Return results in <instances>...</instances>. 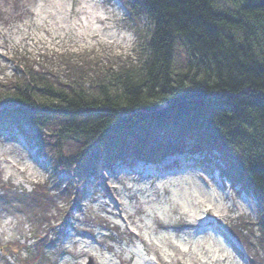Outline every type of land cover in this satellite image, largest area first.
<instances>
[{"label":"trees","instance_id":"16d2710c","mask_svg":"<svg viewBox=\"0 0 264 264\" xmlns=\"http://www.w3.org/2000/svg\"><path fill=\"white\" fill-rule=\"evenodd\" d=\"M126 7L132 22L142 16L148 24L138 25L127 56L105 46L57 51L56 69L44 61L49 52L19 49L12 52L16 69L0 75V107H6L0 119L29 125L40 153L74 176L73 188L58 193L73 198L71 209L51 233L57 237L70 220L97 160L111 170L133 160L158 164L178 153L205 154L201 166L213 165L264 210V0H134ZM178 44L186 54L181 69L175 65ZM152 139L157 144L149 145ZM66 142L77 147L73 155ZM37 190L56 192L44 184ZM241 225L251 236L258 227ZM259 225L264 240V217ZM237 229L231 227L249 244ZM48 236L34 238L36 254L18 264H51L44 251ZM20 247L1 249L11 254Z\"/></svg>","mask_w":264,"mask_h":264},{"label":"rangeland","instance_id":"374dc122","mask_svg":"<svg viewBox=\"0 0 264 264\" xmlns=\"http://www.w3.org/2000/svg\"><path fill=\"white\" fill-rule=\"evenodd\" d=\"M123 1L132 8L134 0ZM132 19L119 0H0V75L16 69L12 52L20 50L49 52L44 61L56 69L61 68L58 59L52 61L57 51L99 52L105 46L113 55L127 56L138 25L148 26L145 17ZM174 56L181 69L186 62L181 45ZM23 128L29 150L17 131L0 126V246H21L11 254L0 252V264L33 257V239L43 233L49 235L44 251L51 264H253L254 258L263 263V208L213 165L208 163L210 172L196 167L205 154L194 159L178 153L160 161L161 167L133 160L109 170L95 161L97 174L85 182L80 204L54 236L51 227L73 199L58 193L72 187L51 178L44 165H51L49 159L39 153L29 125ZM64 148L68 155L77 151L70 142ZM42 184L56 192L39 193L36 187ZM244 221L258 224L255 234L244 229ZM231 227L250 238L249 244Z\"/></svg>","mask_w":264,"mask_h":264}]
</instances>
